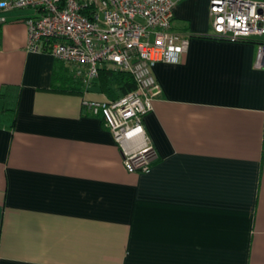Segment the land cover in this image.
I'll use <instances>...</instances> for the list:
<instances>
[{"label": "crops", "instance_id": "obj_1", "mask_svg": "<svg viewBox=\"0 0 264 264\" xmlns=\"http://www.w3.org/2000/svg\"><path fill=\"white\" fill-rule=\"evenodd\" d=\"M32 14L0 10V264H264L258 45L215 37L210 0H177L188 47L152 68L160 92L143 124L156 158L130 172L82 104L109 96L26 50Z\"/></svg>", "mask_w": 264, "mask_h": 264}, {"label": "built area", "instance_id": "obj_2", "mask_svg": "<svg viewBox=\"0 0 264 264\" xmlns=\"http://www.w3.org/2000/svg\"><path fill=\"white\" fill-rule=\"evenodd\" d=\"M177 0H0V10L30 8L24 19L26 50L62 61L85 88L103 70L125 72L135 88L116 98L82 104L101 113L130 172H149L156 158L143 124L160 88L152 73L157 62L176 63L186 51L187 35L172 26ZM213 35L244 41L264 37V0H210ZM3 20V19H2ZM256 65L264 67V43Z\"/></svg>", "mask_w": 264, "mask_h": 264}, {"label": "trees", "instance_id": "obj_3", "mask_svg": "<svg viewBox=\"0 0 264 264\" xmlns=\"http://www.w3.org/2000/svg\"><path fill=\"white\" fill-rule=\"evenodd\" d=\"M244 41H253L256 44L264 43V40H261L259 38ZM69 79H71L69 81H71L72 83L69 85V89L76 92L79 91L78 88H76V84L74 83L72 77ZM99 84L101 90L104 91L112 99H116L135 88V82L129 74L125 72H114L109 70H103L100 73Z\"/></svg>", "mask_w": 264, "mask_h": 264}, {"label": "rangeland", "instance_id": "obj_4", "mask_svg": "<svg viewBox=\"0 0 264 264\" xmlns=\"http://www.w3.org/2000/svg\"><path fill=\"white\" fill-rule=\"evenodd\" d=\"M99 82V81H98ZM96 85L100 88V84L96 82ZM101 89V88H100ZM109 98V97H108Z\"/></svg>", "mask_w": 264, "mask_h": 264}, {"label": "bare ground", "instance_id": "obj_5", "mask_svg": "<svg viewBox=\"0 0 264 264\" xmlns=\"http://www.w3.org/2000/svg\"><path fill=\"white\" fill-rule=\"evenodd\" d=\"M259 39H261V38H259ZM257 42H260V41H257ZM261 42H262V41H261ZM258 44H259V43H258ZM258 44H257V45H258ZM52 57H53V56H52ZM56 60H57V59H56Z\"/></svg>", "mask_w": 264, "mask_h": 264}]
</instances>
